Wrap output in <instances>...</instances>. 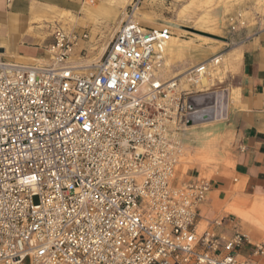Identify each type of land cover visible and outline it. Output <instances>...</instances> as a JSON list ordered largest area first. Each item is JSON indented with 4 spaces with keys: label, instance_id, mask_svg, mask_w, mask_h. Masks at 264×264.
<instances>
[{
    "label": "built area",
    "instance_id": "1",
    "mask_svg": "<svg viewBox=\"0 0 264 264\" xmlns=\"http://www.w3.org/2000/svg\"><path fill=\"white\" fill-rule=\"evenodd\" d=\"M131 15L89 66L71 59L87 33L62 28L53 30L45 62L0 59V264L264 257V242L228 230L222 218L199 229L207 181L174 184L191 88L219 60L190 67L183 88L163 73L169 29Z\"/></svg>",
    "mask_w": 264,
    "mask_h": 264
},
{
    "label": "crops",
    "instance_id": "2",
    "mask_svg": "<svg viewBox=\"0 0 264 264\" xmlns=\"http://www.w3.org/2000/svg\"><path fill=\"white\" fill-rule=\"evenodd\" d=\"M101 3L96 19L114 26L115 8L102 0L90 8ZM83 5V0H0V59L30 63L46 58L54 24L42 29L38 20H54L67 12L77 19L71 28L79 30V19L94 25L93 19L84 16ZM227 59L228 82L191 95L195 108L180 133L183 153L174 184L207 181L210 190L197 209L199 229L222 218L228 230L235 226L254 242L264 235V229L258 230L227 209L238 205L248 211L256 201L264 205V27L240 37ZM223 88L228 92L225 100L221 95L216 117L215 101ZM250 249L243 245L241 255ZM255 262L264 264V257H256Z\"/></svg>",
    "mask_w": 264,
    "mask_h": 264
},
{
    "label": "rangeland",
    "instance_id": "3",
    "mask_svg": "<svg viewBox=\"0 0 264 264\" xmlns=\"http://www.w3.org/2000/svg\"><path fill=\"white\" fill-rule=\"evenodd\" d=\"M87 1L88 0H83L85 5H92ZM100 1L101 0H93L95 4ZM102 1L107 3L108 6L115 8L118 17L121 16L123 19L127 17V15L132 14L136 9L140 14L137 15L138 18L136 21L143 27L168 28L171 33L170 36L176 37V41L180 43L183 50L179 58L176 59L172 69L168 72L164 71V75L188 69L212 57H214L213 61H215V59L216 61L219 60L217 65L211 66L208 69V72L215 77L214 85L212 86L216 84L225 85L228 82L229 69L227 58L230 56V53L234 51L236 41L248 31L264 27V0ZM97 7L98 8L89 7L90 11H84V16L93 19L95 24L90 25L84 23L82 19H79V30L71 28V23L77 21V19L69 14H65L67 12L62 14L63 17L59 16V18H55L54 20H40L39 26L42 29H46L47 26L54 24L52 26V32L55 28H62L66 31H76L80 34L85 31L87 33V38L83 39L82 42L75 47L73 53H75L76 58L80 61L95 62L101 56L100 50L102 44L106 41L108 42L113 35L110 33L113 27L111 23L107 24V22L102 19H96L95 14L100 7H102V3ZM122 13H124L123 16ZM66 15H69V19L66 18ZM145 18H148V20ZM50 38L52 39L51 35ZM50 42L51 41L48 43ZM217 76H219V78ZM209 86L210 85L207 87L208 89L213 88ZM202 87L195 86L191 88L193 94L206 91V89ZM218 92L223 95L224 92L227 94L228 90L223 88L218 90ZM239 208L241 211L244 210L241 207ZM227 211L239 218L245 219L258 230L260 228L264 229V227L257 225L252 218L246 219L244 216H240L238 212H234L230 207ZM247 212H250V214L253 213L251 208L248 209ZM248 237L252 236L248 234ZM254 242H264V235L261 238H257Z\"/></svg>",
    "mask_w": 264,
    "mask_h": 264
},
{
    "label": "bare ground",
    "instance_id": "4",
    "mask_svg": "<svg viewBox=\"0 0 264 264\" xmlns=\"http://www.w3.org/2000/svg\"><path fill=\"white\" fill-rule=\"evenodd\" d=\"M89 1V0H88ZM87 1V2H88ZM90 5L89 6H87V5H83V9H84V11H90ZM124 15V13H122V16ZM137 15H140L137 11H136V9L134 10V12L132 13V18L134 19V20H136L137 18H138V16ZM116 16V15H115ZM125 17V16H124ZM144 19V18H143ZM145 19H147L148 20V18H145ZM123 20V18H121V16L120 17H118L117 18V20H116V22H115V24H114V26L112 27V29H111V31H110V33H114L117 29H118V27H119V25H120V23H121V21ZM38 21H40V20H38ZM69 21V20H68ZM66 28H69V27H66ZM107 41L106 42H104L103 44H102V47H101V50H100V55L102 54V52L104 51V49H105V47H106V45H107ZM164 44L166 45V47H165V68L163 69V73H164V71L165 72H168V71H170L171 69H172V67L174 66V63L176 62V59L177 58H179V55H181V53H182V50H183V47L180 45V43H178L177 41H176V37H173V36H170V37H168L167 38V41H165L164 42ZM193 53V52H192ZM71 59L73 60V62L77 65V67H81V68H83V67H86V66H89V64H91L92 62H90V61H80V60H78L77 58H76V55H75V53H72L71 54ZM211 59V58H210ZM209 59V61H211ZM214 59H212V61H213ZM38 62H45V58H43V59H39V60H37ZM213 62H215V61H213ZM188 69H190V68H188ZM188 69H184V70H182V71H179V72H172L171 74L170 73H168V74H166L165 76L166 77H168V78H175V77H178V79L180 80V82H181V86L183 87V88H186L187 86H188V80H187V75H186V72H187V70ZM209 70H206L205 72H203V73H201L200 74V76H199V78L196 80V86H199V87H202V86H205V87H203V88H205V89H208L207 87H208V85H210V86H212V85H214V79H215V77L212 75V74H210L209 72H208ZM209 86V87H210ZM202 90V89H201ZM218 102H219V99H218V96L216 97V101H215V104H216V117H218V110H217V105H218ZM195 127V126H194ZM180 160H181V158H180ZM202 177V176H201ZM243 204V203H242ZM246 204V203H245ZM245 206V205H244ZM247 206V205H246ZM240 206H238V205H235L234 206V208H233V210L234 211H236V212H238L239 214H241V215H243V216H250V217H252V219L254 220V222H256V224L257 225H259V226H261V227H264V205H261L260 203H258L257 201L256 202H254L250 207H251V210H252V214H250L249 212H247V211H245V210H243V211H241L240 210V208H239ZM258 227V226H257Z\"/></svg>",
    "mask_w": 264,
    "mask_h": 264
},
{
    "label": "water",
    "instance_id": "5",
    "mask_svg": "<svg viewBox=\"0 0 264 264\" xmlns=\"http://www.w3.org/2000/svg\"><path fill=\"white\" fill-rule=\"evenodd\" d=\"M222 97H223V100H225V98H226V93L225 92L223 93ZM220 98H221V94L219 93L218 94V99L220 100ZM187 101H188V104H189L190 111L187 114L185 125L189 124V117L193 113L194 108H195V105L191 101V96L188 97Z\"/></svg>",
    "mask_w": 264,
    "mask_h": 264
}]
</instances>
